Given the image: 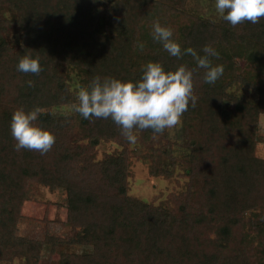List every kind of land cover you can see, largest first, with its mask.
Instances as JSON below:
<instances>
[{"label":"trees","instance_id":"16d2710c","mask_svg":"<svg viewBox=\"0 0 264 264\" xmlns=\"http://www.w3.org/2000/svg\"><path fill=\"white\" fill-rule=\"evenodd\" d=\"M119 4L120 13L109 10L112 27L105 32L99 29L104 0H0V26L11 14L20 34L13 46L0 30V260L22 256L28 264L41 261L43 241L15 235L25 185L37 181L66 193L72 231L49 237L51 248L69 243L87 247L74 256L62 252L61 264H264V158L255 153L264 112V18L232 26L187 15L167 0ZM180 16L184 21L175 27ZM157 20L171 27L182 51L192 47L204 55V45H211L219 56L210 59L223 64V75L214 84L205 83L204 69L190 54L170 56L152 39ZM137 42H144L143 50ZM25 54L39 57L38 74L17 71ZM149 61L166 70L181 64L192 69L197 97L180 117V140L168 139L159 153L141 156L151 175L181 170L189 179L183 192L158 205L128 195L131 144L118 125L110 118L79 114L77 134L86 143L66 142L62 135L72 130L73 119L53 113L55 106L75 101L70 82L55 74L56 63L69 65L71 79L87 85L95 76L138 80ZM234 81L253 89L257 101L229 92ZM36 106L42 109L36 123L56 138L44 154L16 150L10 130L14 110ZM229 112L232 118L226 120ZM134 131L154 141L165 137L167 129ZM104 140L122 149L95 162L91 151ZM248 212L256 221H249L254 230L250 240L234 231L245 226Z\"/></svg>","mask_w":264,"mask_h":264},{"label":"clouds","instance_id":"9594fccd","mask_svg":"<svg viewBox=\"0 0 264 264\" xmlns=\"http://www.w3.org/2000/svg\"><path fill=\"white\" fill-rule=\"evenodd\" d=\"M214 8L216 15L232 26L244 21L255 24L264 18V0H214ZM151 36L170 56L180 58L190 54L197 68L204 69L205 83L214 84L223 75V64L214 65L210 59L219 56L211 45H204V55L192 47L182 51L171 27L158 20L152 25ZM144 46V42H137L139 50ZM41 70L39 57L25 54L18 60L17 71L38 74ZM26 83L30 87L33 85L32 80ZM75 95L74 112L84 119L110 118L130 144L137 142L134 130L150 128L158 134L177 125L189 101L194 107L197 99L193 94L192 69L181 64L175 70H166L158 61L144 64L138 80L95 76L87 85L79 86ZM41 112L39 106L14 110L10 130L16 150H37L44 154L54 145V133L36 123Z\"/></svg>","mask_w":264,"mask_h":264},{"label":"rangeland","instance_id":"374dc122","mask_svg":"<svg viewBox=\"0 0 264 264\" xmlns=\"http://www.w3.org/2000/svg\"><path fill=\"white\" fill-rule=\"evenodd\" d=\"M126 0H104L105 10L104 17L100 20L99 29L107 32L112 26L110 22L114 14L110 13V9L114 12H121V5L119 2ZM171 3H177L184 13L193 17H201L211 21H218L220 18L215 13L214 0H184L182 5L178 3L180 0H167ZM10 13V11L8 10ZM8 20L3 21L0 26L2 30L1 34L5 39L13 46H16L18 40H20L19 25L14 24V16L8 14ZM184 16L175 19L174 26L182 24ZM10 22L12 24H10ZM109 24V25H108ZM55 74L60 77H65L70 82L71 91L74 92L76 100V90L81 84L79 81L74 82L71 79L73 76L71 68L65 63H56L54 66ZM77 86H75V84ZM76 87V88H75ZM227 90L229 92L246 97L252 102H256L258 99L257 93L250 88L244 87L239 81L231 83ZM75 101L68 104H62L55 106L53 113L55 115L70 116L73 119V126L70 132H66L62 135V138L66 142H80L85 144L86 140L79 139L77 134L78 115L72 109V105ZM232 107L231 104L228 105ZM232 118V112H229L225 119ZM174 127L167 129L166 136L159 139L144 140L137 136V142L131 144L129 147V176L127 177V193L128 195L152 203L155 205L169 201L171 194H180L186 189L188 177L182 174L181 170H176L171 176L164 175H151L149 172V164L144 160L143 155L149 153L157 154L162 147L166 145V141L180 140V123ZM257 144L255 153L257 156L264 158V112L260 113L258 120L257 130ZM122 146L111 141H100L91 151L93 161H102L113 155H118ZM250 212L245 213L243 217V224L245 226L235 227V235L244 234L247 235L249 240L254 232L249 228V221L256 223L254 219H250ZM255 229V228H254ZM72 231L70 225L67 222V207H66V193L65 190L56 187L50 188L47 185L39 183L37 181H29L25 185V198L20 209V218H18L17 226L15 228V235L17 237L28 238L34 241H43L41 251V261L38 264H61V253H70L73 256L83 253L87 250V247L65 244L59 245L56 249L51 248V244L48 243L49 237H65ZM214 236L212 232L209 234ZM0 264H28L22 256H15L10 260H0ZM71 264H80L74 260Z\"/></svg>","mask_w":264,"mask_h":264}]
</instances>
